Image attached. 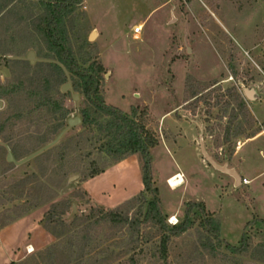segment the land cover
I'll use <instances>...</instances> for the list:
<instances>
[{
    "label": "rangeland",
    "instance_id": "1",
    "mask_svg": "<svg viewBox=\"0 0 264 264\" xmlns=\"http://www.w3.org/2000/svg\"><path fill=\"white\" fill-rule=\"evenodd\" d=\"M10 1L0 16V83L22 85L26 96L16 95L14 105L4 100L0 109V264H78L86 246L83 264H133L129 258L134 264H264V136L235 152L264 127V0H83L68 23L80 66L105 68V102L130 116L136 108L158 139L150 149L151 173L167 223L180 222L188 202L198 204L192 226L171 237L166 263L152 223L132 234L127 226L101 222L87 242L82 220L65 226L47 220L50 212L82 218L99 205L130 216L145 212L151 194L140 153H109L118 140L79 122L29 160H7L9 151L21 160L55 139L69 117L80 116L84 100L65 68L51 87L45 78L40 87L43 67L58 62L46 57L49 46L32 28L41 6L38 0ZM139 24L143 32L135 40L132 27ZM67 82L71 88L63 92ZM59 104L72 112L55 134ZM208 157L234 169L241 181ZM176 172L184 183L172 187L169 177ZM209 217L220 223V235L204 225ZM243 232L255 247L247 255L228 250L226 243L240 244Z\"/></svg>",
    "mask_w": 264,
    "mask_h": 264
},
{
    "label": "trees",
    "instance_id": "2",
    "mask_svg": "<svg viewBox=\"0 0 264 264\" xmlns=\"http://www.w3.org/2000/svg\"><path fill=\"white\" fill-rule=\"evenodd\" d=\"M38 1L41 6L42 13L39 16H34L35 18L32 21V28L42 35L43 40L49 46L51 56L46 55V57L53 58L58 61L55 62V64L48 62L43 67L45 68V71L42 70V74L40 73L39 78L37 79L40 87H43V78H45L46 82L44 86L51 87L52 81H54L52 78H54V76L58 78L57 75H61L64 68L69 71L73 76V90L84 96V100L79 111L81 124L83 127L88 129L93 128L94 126L99 131L104 133L105 136L115 137V139L118 140V144L116 147L108 149L111 154L124 155L127 153H140L144 161V187L145 190L151 194V200L148 203L147 209L145 212H142L141 209L138 216H130L128 211H123L122 209H106L105 206L99 205L91 208L90 212L83 215L82 218L76 214L70 220L65 219L62 212L57 214L50 212L47 219L48 224L54 223L55 225L65 226L69 221L68 224L74 225L77 220L80 219L84 224L81 229L83 233H85L83 239L87 240V242H91L96 236L94 235L93 230L101 222L111 223L114 226H127V228L131 230L132 234H139L143 223H152L157 226L160 232L158 248L160 257L166 263L168 260V243L171 237L183 234L192 226V221L189 218L190 213L198 204L195 202H188V206L182 220L172 225L167 223L166 217L160 208V200L157 195L158 190L156 187H153V177L151 173L150 149L158 144V139L146 128L144 122L137 118L138 110L136 108L133 109V116H130L105 102L104 97L100 92L102 73L105 70L103 64L96 63L92 66V68H83L80 66L73 51L70 43L68 23L72 19L75 8L81 4L83 0ZM10 4V0H2L0 3V16L6 12ZM30 16L32 15H29V17ZM16 62L21 64L22 60H16ZM27 62L29 67L34 66L30 64V61ZM21 86L11 85L9 83L1 85L0 98L5 99L7 102L14 105L16 103V95L26 96L25 94L22 95L23 89L20 88ZM28 86L30 87V85ZM235 99L238 103V107L240 109L244 108V102L238 93L236 94ZM42 104L45 105V103ZM43 105H41V107ZM34 108L38 109L39 103L38 106H34ZM70 112H72V110L65 109L62 104L54 106V113L58 114V118L57 124L52 127V133H58V131L65 126V122ZM102 115H105L106 117L104 120L102 119ZM235 115H238V113ZM6 119L8 121L9 117H6ZM4 129L5 126L0 125V135H3V137ZM98 172L99 170H96L94 173ZM201 209L205 211L204 206H201ZM204 225L209 226V230L210 232H213V234L217 236L220 235L221 228L218 221L209 217L205 220ZM63 234V231L56 233L58 237ZM73 241L71 240V243H74ZM226 246L228 250L234 253L245 255L249 253L250 249L255 247L253 236L248 235L246 232L242 233L240 244L233 245L226 243ZM85 249H88V246L83 248L82 252L79 254L80 258L77 257L75 260L78 264H83L81 259L88 253ZM129 261L133 262V264L135 263L133 258H129Z\"/></svg>",
    "mask_w": 264,
    "mask_h": 264
},
{
    "label": "water",
    "instance_id": "3",
    "mask_svg": "<svg viewBox=\"0 0 264 264\" xmlns=\"http://www.w3.org/2000/svg\"><path fill=\"white\" fill-rule=\"evenodd\" d=\"M94 33L91 35L93 36ZM33 54V52H29V56H31ZM0 76H1V70H0ZM71 88V84L69 82L65 83L62 87L61 90L63 92H66L68 89ZM249 95H251V92H248ZM74 98H76V96H78V94L74 93L73 94ZM4 102L3 100L0 99V109L3 107ZM68 126L66 128H64L63 130H61V132L55 137V139H53L51 142H49L48 144H46L45 146H43L42 148H40L38 151L22 158L21 160H17L14 158L13 154L11 151L8 152V156H7V160L8 161H13L17 164H21L27 160H29L30 158L34 157L35 155L41 153L42 151H44L45 149H48L49 147H51L52 145H54L56 142H58V140L61 138V136L65 133V131L70 127L75 125L76 123L81 122V118L80 116H74V117H69L68 120ZM208 159L210 160V162L217 167L219 170L228 172L230 174H233L235 176V178L237 179V181H241V176L234 170V169H228L226 165L220 166L218 165L216 162H214L210 157H208ZM75 209V207H74Z\"/></svg>",
    "mask_w": 264,
    "mask_h": 264
},
{
    "label": "built area",
    "instance_id": "4",
    "mask_svg": "<svg viewBox=\"0 0 264 264\" xmlns=\"http://www.w3.org/2000/svg\"><path fill=\"white\" fill-rule=\"evenodd\" d=\"M142 32H143V25L142 24L135 25L132 27V35H133V38L135 40L141 39ZM240 147H241V144L239 143V145L237 146V149H239ZM243 183L248 184V183H250V180H248L247 178H243ZM174 223H176V222H174Z\"/></svg>",
    "mask_w": 264,
    "mask_h": 264
},
{
    "label": "bare ground",
    "instance_id": "5",
    "mask_svg": "<svg viewBox=\"0 0 264 264\" xmlns=\"http://www.w3.org/2000/svg\"><path fill=\"white\" fill-rule=\"evenodd\" d=\"M96 33V32H95ZM183 174L181 172H176L174 174H172L170 177H169V184L172 186V187H178L180 186L181 184L184 183V178H183Z\"/></svg>",
    "mask_w": 264,
    "mask_h": 264
},
{
    "label": "crops",
    "instance_id": "6",
    "mask_svg": "<svg viewBox=\"0 0 264 264\" xmlns=\"http://www.w3.org/2000/svg\"><path fill=\"white\" fill-rule=\"evenodd\" d=\"M263 136H264V127H262V129L259 131V133H257L255 136L249 138V139L246 140V141H243V143H241V147H240L239 149H237L235 152L237 153L238 151H240V150L242 149V147H243L247 142H249V141H253V140H256V139H259V138H261V137H263ZM261 148L264 149V146L261 147ZM263 149H262V150H263Z\"/></svg>",
    "mask_w": 264,
    "mask_h": 264
},
{
    "label": "flooded vegetation",
    "instance_id": "7",
    "mask_svg": "<svg viewBox=\"0 0 264 264\" xmlns=\"http://www.w3.org/2000/svg\"><path fill=\"white\" fill-rule=\"evenodd\" d=\"M7 60H8V59H7ZM8 61H10V60H8ZM7 64L9 65L8 68L11 69L12 67H11L10 65H11L12 63L9 62V63H7ZM3 66H4V65H3ZM5 66H6V63H5ZM5 66H4V67H5ZM0 67H1V66H0ZM0 70H1V69H0ZM1 76H2V71H1ZM1 76H0V77H1ZM1 85H2V84L0 83V86H1ZM0 99L3 100V102H5V101H4L5 99H2V98H0ZM3 106H4V105H3ZM1 109H2V108H1Z\"/></svg>",
    "mask_w": 264,
    "mask_h": 264
}]
</instances>
